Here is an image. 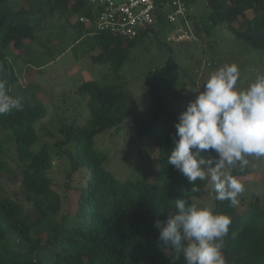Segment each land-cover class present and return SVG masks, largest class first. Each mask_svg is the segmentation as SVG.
<instances>
[{"label":"trees","instance_id":"trees-1","mask_svg":"<svg viewBox=\"0 0 264 264\" xmlns=\"http://www.w3.org/2000/svg\"><path fill=\"white\" fill-rule=\"evenodd\" d=\"M30 1V7L15 8L11 0H0V78L7 81L9 94L20 99L23 105L22 110L12 109L0 115V125L15 135L20 163L26 166L23 184L33 203L31 214L22 203L0 194V264H186L182 252L177 259L173 248L166 249L158 243L159 230L154 226L156 220L166 221L168 212L176 211V199L181 197L198 207L231 217L223 250L227 264H264L262 200L258 199L245 212H240L230 201L217 200L216 192L214 206L200 201L207 191L208 180L197 179L192 185L167 163L176 130L168 123L173 111L165 95L154 86L151 104L140 109L127 91L122 70L130 51L143 42L156 25L135 39L109 33L96 35L101 47L98 61L111 62L114 72L108 77L118 81L84 83L81 91L89 97L90 120L85 125L74 122L61 126L64 138L44 144L39 151L34 149L42 139L37 126L48 117L49 109L16 90L17 85L19 90H26L29 85L21 84L9 49L15 45L23 50L27 40L38 41L45 28L47 9L52 15L62 16L73 13L92 16L93 9L85 0ZM188 1L192 5L197 0ZM208 2L214 26L227 23L239 39L264 50V0ZM251 10L253 17H245ZM242 17H245L243 21ZM162 19L163 15L159 20ZM76 23L84 26L80 19ZM94 29L92 27L90 32ZM129 120L139 138H149L157 145L161 164L153 173L155 181L149 177L136 181L118 179L106 168L110 155L95 144L96 137L109 129L116 128L121 134ZM72 141L76 142V152L71 154L73 166L69 180L72 182L73 175L82 168L88 170V180L74 193L71 183L66 182L71 195L67 191L63 195L54 188L53 148L63 150ZM3 147L0 142V148ZM202 155L217 156L211 150ZM4 171L13 174L8 161H0V174ZM249 173V164L241 170L237 163L232 175L240 180ZM72 200L73 205L65 211ZM70 216L83 220V224H69Z\"/></svg>","mask_w":264,"mask_h":264},{"label":"rangeland","instance_id":"rangeland-1","mask_svg":"<svg viewBox=\"0 0 264 264\" xmlns=\"http://www.w3.org/2000/svg\"><path fill=\"white\" fill-rule=\"evenodd\" d=\"M11 4L15 8L30 7L31 1L11 0ZM211 12L208 0H197L192 3L186 20L176 23L167 17L159 20L156 29L131 49L122 70L127 91L140 109L151 104V90L154 86L158 87L173 111L168 116V123L174 128L180 113L186 110L189 102L196 99L207 80L220 68L238 65L240 76L236 87L241 90L255 82L257 76L264 75V50L239 39L227 23L214 26ZM81 15H52L47 9L45 28L40 32L38 41L27 40L23 50L15 45L9 49L21 76V84L29 85L26 90H19L17 85L16 90L49 109L48 117L37 126L42 139L34 146L36 151L46 143H55L64 138L61 126L74 122L85 125L90 120L92 111L89 97L81 91L84 83L91 80L103 84L118 81L108 77L114 72L112 63L98 61L101 54L100 40L86 26L76 23ZM253 15L254 11L251 10L245 17ZM181 35L186 36L180 39ZM0 142L4 145L3 149L0 148V161H8L13 169V174L6 171L0 174V194L14 198L32 214L33 203L23 184L26 166L20 163L12 130L4 129L1 125ZM95 144L110 155L106 168L118 179L136 181L141 177H149L155 181L153 173L161 164L157 145L149 138H139L135 127L132 128L131 120L121 134L116 128L109 129L96 137ZM75 152V141L63 150L57 146L53 148L54 188L63 195L67 191L66 182L71 183L74 193L79 187L85 186L88 180L86 168L76 172L72 182L69 180L73 166L71 154ZM246 159L249 160L250 173L240 178L244 185V191L237 197L240 212L250 209L257 199L262 200L261 205L264 203V158L248 156ZM235 166L226 170L233 174ZM209 179L207 191L199 199L212 207L215 190ZM67 193L71 195V191ZM69 205H73V200L65 206V211L70 209ZM67 222L83 224L84 221L70 216Z\"/></svg>","mask_w":264,"mask_h":264},{"label":"clouds","instance_id":"clouds-1","mask_svg":"<svg viewBox=\"0 0 264 264\" xmlns=\"http://www.w3.org/2000/svg\"><path fill=\"white\" fill-rule=\"evenodd\" d=\"M238 65H226L207 80L195 100L189 102L176 123V138L167 163L194 185L209 179L216 199L238 204L244 185L226 169L249 164L248 156L264 158V75L241 90L237 85ZM20 99L9 94L7 81L0 78V115L22 110ZM214 151L216 157L202 153ZM176 211L167 220H156L158 243L182 252L186 264H227L225 237L232 219L207 207H198L185 197L176 199ZM235 236V233H233Z\"/></svg>","mask_w":264,"mask_h":264},{"label":"built area","instance_id":"built-area-1","mask_svg":"<svg viewBox=\"0 0 264 264\" xmlns=\"http://www.w3.org/2000/svg\"><path fill=\"white\" fill-rule=\"evenodd\" d=\"M93 9V15L79 19L94 26L97 33H109L127 39H135L157 25L160 16L176 23L186 20L190 14L188 0H85ZM186 35H181L184 39Z\"/></svg>","mask_w":264,"mask_h":264},{"label":"crops","instance_id":"crops-1","mask_svg":"<svg viewBox=\"0 0 264 264\" xmlns=\"http://www.w3.org/2000/svg\"><path fill=\"white\" fill-rule=\"evenodd\" d=\"M84 26H86L87 28L86 29H88V31L90 32V30H91V28L92 27H94V26H89V25H86V24H84ZM93 35H97L98 33H97V31H96V28L94 29V32H91ZM97 37V36H96Z\"/></svg>","mask_w":264,"mask_h":264},{"label":"water","instance_id":"water-1","mask_svg":"<svg viewBox=\"0 0 264 264\" xmlns=\"http://www.w3.org/2000/svg\"><path fill=\"white\" fill-rule=\"evenodd\" d=\"M257 201H258V199H257ZM261 209L264 210V203L261 205Z\"/></svg>","mask_w":264,"mask_h":264}]
</instances>
